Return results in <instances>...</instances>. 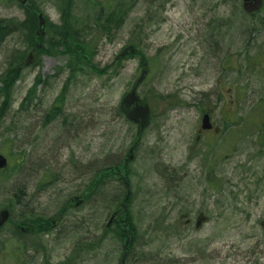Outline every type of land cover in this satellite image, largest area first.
<instances>
[{
	"label": "rangeland",
	"instance_id": "obj_1",
	"mask_svg": "<svg viewBox=\"0 0 264 264\" xmlns=\"http://www.w3.org/2000/svg\"><path fill=\"white\" fill-rule=\"evenodd\" d=\"M67 1L74 40L84 43L87 59L102 73L54 51L53 31ZM101 2L125 7L121 26L102 28L86 0H28L25 6L0 0V26L9 31L0 40V87L5 71L29 52L20 60L13 55L27 44L16 30L26 10L33 7L46 19L43 49L22 69L0 116V155L9 163L0 174V210L11 215L0 230V263L14 264L20 245L18 264H120L128 236L116 224L105 225L128 192L134 246L125 264H264V148L230 129L221 139L206 132L195 141L203 111H212V123L222 129L226 116L246 115L264 90V24L256 23L264 21V1L251 14L242 0ZM129 45L148 63L138 95L150 107V120L134 159L115 171L136 132L118 110L140 74L139 57L115 61ZM237 88L246 90L241 101ZM52 107L59 116L51 118ZM209 156L210 177L223 180L221 190L206 183ZM105 168L90 199L68 209L55 227L29 236L16 232L22 217L43 224L54 217ZM200 214L206 220L196 229Z\"/></svg>",
	"mask_w": 264,
	"mask_h": 264
},
{
	"label": "trees",
	"instance_id": "obj_2",
	"mask_svg": "<svg viewBox=\"0 0 264 264\" xmlns=\"http://www.w3.org/2000/svg\"><path fill=\"white\" fill-rule=\"evenodd\" d=\"M86 2L88 3V5L90 7V10L96 12L95 15V22L97 24H99L100 26L102 25V28L107 27L108 29L106 30H110V29H115L118 28L119 26H121V24H123L124 22V18L126 16V13L124 15L125 12V7H104V5L102 4L103 2H101V0H86ZM69 10H70V5L69 2L67 1L65 3V7H63L61 9V19L62 23L54 28L53 34H55L54 39H56L57 41L53 44L54 45V51L57 50L58 54H68L69 49H70V54L75 55L77 62L79 63V65H85L88 67V69L92 72H97V73H102V71H97L95 66L92 65L91 60L89 61L87 59V56L85 54V52L83 51V47H75L73 51H71V39L74 40L75 36L77 35V28H76V24H72L71 22H68L69 19ZM26 18L23 22H20L19 24L16 25V30L17 32H19V35L22 36H26V43L30 46V48H32L31 50H36L37 53H40L39 48L36 47V45L38 43H40L41 38L42 37H36V34L34 32V29L38 27V21L36 23V18L37 15L35 13V9L29 8L26 10ZM264 12V8L260 11ZM38 19V18H37ZM259 21L260 24H264V21L261 18H257L256 23ZM37 24V25H36ZM98 26V25H97ZM113 26V27H112ZM2 26H0V40H2L5 36L9 35V31L7 28H1ZM35 29V31H36ZM70 36V39H69ZM75 43H79L77 41L74 40ZM44 45V44H43ZM136 48V46H134ZM63 50H60V49ZM128 57H139V61L141 63H143L145 60L139 56L138 54V50L136 51V54L134 56L129 55ZM18 61V59H16ZM116 63L121 62L122 60H117L115 59ZM254 62L257 63L258 60L256 58H254ZM252 62V63H254ZM254 63V64H255ZM261 70L264 72V67L261 68ZM7 75V74H6ZM3 81V86L0 87V97L2 98V102H1V106H0V116H3L5 110H7V108L9 107L8 105V100H9V96H10V92H11V88L14 86L13 83H11V81L9 82L8 80L4 79ZM35 87V84H34ZM238 90L235 93V97H240L239 100L241 101L245 95H246V90L243 88H237ZM8 97V98H5ZM232 100H234V96L231 97ZM146 100V99H144ZM51 110L54 112H52V116H59L60 112L59 109H57L56 107L51 108ZM50 117V116H49ZM226 126H224V128L219 130V133H217L216 135H214L215 139H221L222 135L225 133V130H232L230 133L231 135H241V134H246V135H250L252 137H255L257 144H260V148L263 149L264 148V90L263 92L260 94V96L258 97V99L250 105L249 110L247 111L246 115L244 116H238L237 111L231 113V115L226 116ZM232 127V128H231ZM262 139V141H260ZM210 152H212V147L210 148ZM207 167L211 164V158L210 156L207 157ZM214 160V159H213ZM214 163L211 164L210 169L208 171L207 175V179H206V183L208 185V187L210 189H219L221 190L222 185H223V180L219 179V180H215L213 178H211V174H212V170ZM16 167L17 163H16ZM125 168L122 167V165H120L119 167H117L115 169V171L117 170H124ZM6 170H3L0 172V174L4 175L6 173ZM108 171L107 168L105 169H101L99 170L90 180L89 182V188L87 190H85L84 192L81 193V195H83L84 193L90 191V190H96V182L98 180L99 177H101L102 175H104V172ZM114 171V170H113ZM107 173V172H106ZM93 181L95 182L94 184ZM44 184H47L44 183ZM86 201L87 202L90 197L86 196ZM13 207V205H12ZM11 207V210H12ZM8 209V208H7ZM62 210L64 212V206L62 207ZM31 215H29V217H22L21 219H19L18 221L21 222H27V223H31L35 226V234L40 233V226H44V224L46 225L45 228H49L52 227L50 225V223L48 221H45V223L43 224V222L41 220H39V218L37 217V219L35 217H30ZM116 230L120 229V233H122L123 235H121L122 237L124 236H128L130 237V241H129V245H128V253L126 256V262L130 260V258L132 257L133 253V246H134V239L133 237L129 236L131 233H133V228L130 222H128L126 220V216L123 220V222H118L116 223ZM114 228V229H115ZM1 230V229H0ZM115 230V236L118 237V234H116ZM122 230H124L122 232ZM260 244H262V241L259 242ZM15 253L13 256V259H15L14 264H18V262L20 261V257L23 254V249L20 245L15 246ZM124 250V249H123ZM123 253V251H122ZM146 262V261H143ZM2 264V263H0Z\"/></svg>",
	"mask_w": 264,
	"mask_h": 264
},
{
	"label": "water",
	"instance_id": "obj_3",
	"mask_svg": "<svg viewBox=\"0 0 264 264\" xmlns=\"http://www.w3.org/2000/svg\"><path fill=\"white\" fill-rule=\"evenodd\" d=\"M19 1L22 5H24L27 0H19ZM243 1H244L245 8L248 11H251L252 9H250V7H246V5L250 3L251 1H253L255 4L260 5L262 0H243ZM44 28H45V19L43 18L41 14H39L38 15V28L35 32L37 37L44 35L45 33ZM38 47H40L39 44H38ZM135 53H136V50L132 46H127L117 55L116 59L121 60L127 55H134ZM35 54L36 52H32L28 56V58L19 65L20 66L19 68L28 67L29 65H31V60ZM147 73H148V66L147 64L144 63L141 65V71H140L138 78L134 81V83L131 86L130 91L122 98L119 104V111L125 116V118L128 121L132 122L133 124L137 125L135 140L132 144V147L129 149L128 154L124 161L125 166L127 165L128 162H130L133 159L134 153L138 145L140 144L141 135L145 127L147 126V121H148V116H149V105L145 101H143L138 96V93H137L138 88L142 84V82L145 80ZM200 129L202 131L212 129L209 114H204L202 116ZM217 132H218V129L215 128L214 133H217ZM6 166H7L6 158L0 155V170L6 168ZM83 202H84V198L82 196L73 197L67 201V206L77 207L81 205ZM119 209H121V211L111 214L106 224V228L111 227L113 222H115L120 216H122L126 212L127 207L124 204ZM8 218H9V213L7 210L0 211V228L6 223ZM205 220L206 219L203 215L198 216L195 222V227L199 228L202 225V223L205 222ZM55 221L56 220L53 219L52 223L55 224ZM17 228L21 232H24V233H29L34 230L33 226H28L24 224H18ZM127 244H128V240H126L125 242V248H127ZM124 262H125V255H123L120 264H124Z\"/></svg>",
	"mask_w": 264,
	"mask_h": 264
},
{
	"label": "bare ground",
	"instance_id": "obj_4",
	"mask_svg": "<svg viewBox=\"0 0 264 264\" xmlns=\"http://www.w3.org/2000/svg\"><path fill=\"white\" fill-rule=\"evenodd\" d=\"M17 2L19 3V5H22L21 3H20V1L19 0H17ZM69 39H70V36H69ZM71 43L73 44V45H75L76 47H83V45H84V43L83 42H81V43H75L74 42V40H72L71 39ZM23 49H19L18 51H20L21 53H16V51L13 53V55H16V57L18 56V55H20L21 54V56L19 57V60H20V58L22 57V55L24 54H26V52L27 51H29L28 52V54L27 55H25L26 57L23 59V60H21L20 62H19V60H18V62H19V64L17 65V67L16 68H13V69H8L7 71H5V79L6 80H8L9 82L11 81V83H13V84H16L18 81H19V79H20V76H21V71H22V69H24L25 67H21V68H19L20 66V64L23 62V61H25L27 58H28V56L32 53V52H36V50H31L32 48H30V46L28 45V44H26V46L23 44ZM36 47L38 48V44L36 45ZM84 48V47H83ZM31 50V51H30ZM41 51V50H40ZM38 54V53H37ZM37 54H35L34 55V57L32 58V60H31V65L34 63V60H35V58H36V55ZM69 57H70V49H69V52H68V54H67ZM147 64V66H148V63L146 62V61H144L142 64ZM7 74V75H6ZM7 110H8V108H7ZM7 110H5V112L7 111ZM5 112H4V114H5ZM52 112L53 111H51V110H49V113L51 114V116H52ZM53 114H54V112H53ZM50 115H47V117H49ZM95 182L93 181V183L92 184H94ZM94 192H93V190H91V194H90V196H92V194H93ZM89 196V197H90ZM128 201H129V198L127 199V197L125 196L124 198H122V200L120 201V204L112 211V213H115V212H118V211H121V209H119L122 205H127L128 204ZM127 207H128V205H127ZM64 211L61 209L60 211H58V213L54 216V217H52L51 219H49L48 220V222L49 223H52V220L53 219H55L56 221H55V223H58L60 220H61V218H62V216L64 215ZM112 213H110V215L109 216H111V214ZM119 219H121V218H119ZM106 226V225H105ZM126 240H128V244H127V247H128V245H129V241H130V237H127L126 238Z\"/></svg>",
	"mask_w": 264,
	"mask_h": 264
},
{
	"label": "flooded vegetation",
	"instance_id": "obj_5",
	"mask_svg": "<svg viewBox=\"0 0 264 264\" xmlns=\"http://www.w3.org/2000/svg\"><path fill=\"white\" fill-rule=\"evenodd\" d=\"M41 48H42V46H41ZM43 49V48H42ZM53 108V107H52ZM52 111V110H51ZM149 120H150V118H149ZM148 124H149V121H148ZM147 127H148V125H147ZM204 132H202L201 134H203ZM129 193L127 192V194L125 195L126 197H127V199L129 198ZM128 205V204H127ZM119 220H121V222H123V220H124V217L122 218V219H119Z\"/></svg>",
	"mask_w": 264,
	"mask_h": 264
}]
</instances>
